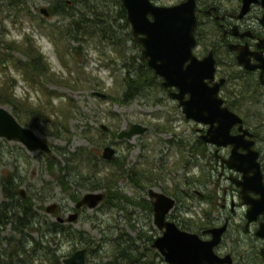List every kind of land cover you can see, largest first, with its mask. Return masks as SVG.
Listing matches in <instances>:
<instances>
[{
  "label": "flooded vegetation",
  "instance_id": "flooded-vegetation-1",
  "mask_svg": "<svg viewBox=\"0 0 264 264\" xmlns=\"http://www.w3.org/2000/svg\"><path fill=\"white\" fill-rule=\"evenodd\" d=\"M195 14L196 42L193 53L197 59L208 56L214 59L213 77H206L205 80L210 87L218 85L222 106L239 115L242 121L234 122L229 133L221 131L219 137H214L216 140L208 139L209 129L218 125V122L212 125L188 117L183 112L179 100L171 94L177 92L178 88L166 87L162 83L182 111L183 119L189 123V130L181 133L172 126L171 137L165 141L174 145L180 154L178 160L172 164L168 154L158 148L160 139L146 142V138H151L147 137L150 126L140 122L148 126L145 132L136 134L141 152L135 161L137 165L135 205L144 215L143 234L150 241L151 249L157 250L158 254L160 251L153 243L163 234L165 226H159L155 220L156 197L151 194V190H155L174 199L173 205L165 215L166 221H173L179 228L198 233L205 239L212 237L211 228L226 224L215 251L220 255L231 253L233 257L231 264H264V256L261 253L264 237L257 234L264 221V0H195ZM43 15L49 17L50 10L49 15ZM139 44L142 54L143 46L140 42ZM190 62L191 59H188L185 65ZM160 78L162 81L163 78L161 76ZM189 97L190 93H186L185 99ZM175 119L181 120L177 115ZM156 126L159 131H169ZM103 129L110 133V125ZM118 132L113 136L115 140L111 139L106 143L115 147V158L111 160L104 158L105 160H115L116 144L131 139L118 138ZM224 137L233 139L225 142ZM150 148L154 150L153 155L149 157L147 150ZM251 148L258 151L261 175L256 172L250 154ZM127 164L130 165L128 162ZM175 170L181 171L179 177H176ZM210 182H213L215 187L211 194L202 190ZM107 193L104 199H107V202L114 200L112 195L108 193L110 196H107ZM197 195L205 199L211 198L212 202L216 200L214 218L205 215V220L201 221L191 213L188 214L187 209H192V205L186 200ZM77 196L79 199L83 195ZM179 202L183 203L182 207L178 206ZM86 206L75 205L70 214L77 212L76 220ZM69 215L67 217L61 215L63 220L59 221L65 224ZM150 219L153 220V224H149ZM229 228L234 231L232 237L234 247L227 252L219 253L218 247ZM145 229L147 231H144ZM257 240L260 242L257 243ZM236 255L240 258L235 262Z\"/></svg>",
  "mask_w": 264,
  "mask_h": 264
},
{
  "label": "rangeland",
  "instance_id": "rangeland-1",
  "mask_svg": "<svg viewBox=\"0 0 264 264\" xmlns=\"http://www.w3.org/2000/svg\"><path fill=\"white\" fill-rule=\"evenodd\" d=\"M30 1L31 11L37 19L33 18L32 15H25L23 16V18L25 17L23 23L20 21L14 23L11 16H9L0 5V36L4 40V43H1L0 46L8 52V44H10L11 40L16 39L18 42L24 41V49H28L29 42L26 41L25 35H29L46 54L54 70L66 74L68 69L58 57L55 44L48 36L50 28L46 27V25L49 23L66 25L67 18L63 13H59L57 7L55 8L54 14L52 16L49 15V17L44 16L40 11L42 6H47L48 8L55 6L56 0ZM80 1L81 2L77 3L78 5H75L76 9H79L81 6L86 8L89 4H94L95 1L98 0ZM179 1L180 0H154V2L159 4H173ZM115 8L117 9L116 5ZM43 18H45L46 24L39 26L38 20H42ZM79 39L80 40L68 39V42L71 46L79 47V54H77L79 60L78 66H83L85 71L84 75L88 76L87 78L90 80L91 87L73 89L68 85L59 83L57 79H50L43 85V88L46 89L47 87L50 90L56 91L58 94H55V97H53L54 108L59 106V93L72 96L77 100L81 108L79 117L74 116L69 120L68 125L71 132L69 141L62 137H56L46 133L42 128L44 126L43 123H39L38 127L33 128L38 134L47 138L52 145V154L55 155L56 158H63L65 153L62 154V151L64 149L71 151L79 146L90 145L91 141L84 133L85 130L91 126L99 128L100 125L105 123L114 127V125H117L119 122L118 129L120 130L129 127L133 122H144L150 126V132L147 137L151 136V138H146V142L157 138L160 139L158 148L162 150L163 153L168 154V159L172 164L175 163L180 154L174 145L165 140L171 137L170 130L172 126L176 131L182 133L189 130V123L183 119L182 111L176 106L167 88L157 82V85L149 86L144 89L140 95L128 104H121L120 101H111L109 98L105 99L104 97H99L93 93V90H100L121 96L124 89L122 72H124L125 69L117 60L113 61L110 59L114 50L106 41L100 42L97 37L90 38L82 33H79ZM15 50L16 51L12 50L13 57L10 58V60L6 59L0 61V86L4 83L5 79H8L10 84L15 86V92L18 95H25L27 93L30 95L32 101H37L38 98L42 99V97L45 96L43 94L41 95L40 91H36L32 83L24 79L20 72L13 67V59L15 57L28 60L26 54L20 52L18 49ZM138 50H141V48L138 47ZM112 67H114L115 70L111 73ZM159 79L161 80V78ZM63 100H66V98ZM6 106L11 109L9 105ZM110 110L111 113L109 112ZM176 115L178 117L180 116V121L175 119ZM156 125L160 128L168 125L169 131H159L156 129ZM105 136L106 140H115L111 132L105 134ZM104 144L106 143L96 147V150L100 154L102 153ZM116 147L117 156L124 158L126 162L130 164L134 163L139 158L141 146L138 135H135L131 139L119 141ZM153 150V148L147 150L149 157L153 155ZM48 156V153L45 151H30L23 143L17 140H9L5 137H0V174L7 172L13 174L17 184V199L21 201L22 198L30 196L36 205H38L43 201L40 199L41 196L50 195L48 199L43 201L45 207L48 204L56 202L58 203V212L57 214H53V217L55 218L59 214L67 217L70 212L73 211L72 209L75 208V200L70 192L74 191L76 195L82 196L88 191H96L97 189L91 190L87 185L71 182V188L64 190L56 176L59 172V163H55V173H53L48 169L46 164ZM157 156H159V154ZM175 172L177 173L176 177H179L181 171L175 170ZM212 173L215 172L212 171ZM118 186L121 189V193L130 197H136L137 191L135 182L129 179H123L119 182ZM214 188L213 182H210L207 183L202 190L211 194ZM21 190H23L25 196ZM98 190L105 191L104 188ZM107 196L110 195L107 193ZM3 197L4 191L2 189V183H0V200L3 199ZM115 201L119 202V204L113 203V200L107 202V200L104 199L94 208H88L86 206L76 220L70 221L66 219L65 221V225H72L73 227L86 231L84 236L92 243V249L87 251V259L89 262L92 264H103L104 262H109L114 257L120 256L124 258L121 261L123 264H149L148 262L145 263L147 259L150 261V264H155L154 262H156V264H169L165 261L160 252L157 254V250L155 251L153 249L155 251L154 253L151 249L150 241L144 236L143 224L145 223V219L144 215L140 213L141 209L126 199H114V202ZM186 202H190L192 205V209H187L189 215L191 213L192 216L199 218L201 221H204V217L206 216L214 218L216 213V200L212 202L211 198L205 199L197 195V197L193 196L187 199ZM178 206L182 207L183 203L179 202ZM149 224H153L152 219L149 220ZM10 230L11 226L7 225L4 227L3 233H8ZM144 231L147 230L145 229ZM233 235L234 231L232 228H229L223 237L221 245L218 247L219 253L227 252L230 248L234 247ZM114 238H117V241H113L112 239ZM118 242L126 245L125 248H127L129 253L138 254V258L120 253L121 249L116 251L115 246L118 245ZM256 242L259 243L260 240ZM82 245L83 242L78 240L77 246L85 247ZM62 250L67 256L76 249L74 248V250H72L71 245L65 244ZM237 258L240 257L236 255L235 262ZM133 259L137 260L134 261Z\"/></svg>",
  "mask_w": 264,
  "mask_h": 264
},
{
  "label": "trees",
  "instance_id": "trees-1",
  "mask_svg": "<svg viewBox=\"0 0 264 264\" xmlns=\"http://www.w3.org/2000/svg\"><path fill=\"white\" fill-rule=\"evenodd\" d=\"M78 2L81 1L56 0L55 6L49 8L50 16L57 7L59 13H63L67 18V23L46 25L50 28L48 36L55 44L58 57L68 69L66 74L54 70L46 54L29 35H25L26 41L29 42L28 49H24V41L18 42L16 39L8 44V52L0 46V61L10 60L13 57L12 50L16 51L15 49L27 55L28 60L15 57L13 66L24 79L32 83L36 91H40V94L45 96L32 101L27 93L18 95L15 86L5 79L0 86V104L9 105L21 123L32 128L43 123L42 128L46 133L62 137L67 141L71 137L69 120L74 116L79 117L81 108L72 96L60 93L59 106L54 108L53 97L58 94L47 87L43 88V85L50 79H57L59 83L73 89L91 87L88 76L84 75L83 66H78L79 47L71 46L68 39L80 40L79 33H82L90 38L97 37L100 42L106 41L113 48L110 59L117 60L125 69L122 72L124 89L121 96L106 92L105 99L128 104L149 86L157 85V82L162 84L160 76L154 73L142 56L141 50H138L141 45L133 36L122 0H98L86 8L81 6L76 9L75 5H78ZM0 4L14 23L18 21L23 23L25 15H32L37 19L31 11L30 0H1ZM45 24V18L38 20L39 26ZM3 41L0 36V44L4 43ZM114 70L115 68L112 67L110 72ZM65 98L66 100H63ZM109 112L111 113V110ZM118 128L119 122L114 127L110 126L109 131L116 136ZM160 129H169V126L165 125ZM107 133L109 132H106L101 125L99 128L91 126L84 133L91 141L90 145L79 146L71 151L64 149L63 158H56L52 152H47L49 155L46 159L47 167L55 173L54 165L59 163V172L56 176L64 190L71 188V182H76L87 185L91 190L104 188L112 198L126 199L136 204V199L121 193L118 186L123 179L136 182V163L128 165L126 160L119 156L113 161H108L96 150L97 146L108 143L109 140H106L105 136ZM0 183L4 191V197L0 200V264H64L63 259L66 255L62 250L63 246L68 244L72 246V250L77 249L78 240L83 242L82 246H85L87 251L92 249L91 241L84 236L85 230L65 225L54 218L53 214H57L58 209L52 214L47 213L43 201L50 195L41 196L40 199L43 201L38 205L30 196L19 201L17 184L11 172L1 173ZM70 194L74 200L78 199L74 191ZM114 203L119 204L117 201ZM7 225L11 226V230L3 233ZM117 238L112 240L117 241ZM117 244L116 251L121 249L120 253L138 258V254L128 252L126 245L119 242ZM123 259L117 256L103 264H123L121 262ZM146 262L150 264L148 259Z\"/></svg>",
  "mask_w": 264,
  "mask_h": 264
},
{
  "label": "water",
  "instance_id": "water-1",
  "mask_svg": "<svg viewBox=\"0 0 264 264\" xmlns=\"http://www.w3.org/2000/svg\"><path fill=\"white\" fill-rule=\"evenodd\" d=\"M126 9L127 20L131 24L134 38L142 44V56L147 63L160 75L164 86H176L177 92H171L172 96L179 100L183 112L188 117L209 122L212 125L217 121L218 125L209 129L208 139L216 140L222 131L228 132L230 126L242 119L222 106V99L218 95V85L210 87L205 80L213 77L214 59L210 56L197 59L193 53L196 42L195 27V0H182L175 4H158L153 0H122ZM40 11L49 15L47 6H42ZM191 59L186 66L185 62ZM99 97H106L107 93L93 90ZM190 97L185 99V94ZM102 128H108L103 123ZM148 126L133 122L129 128L121 129L118 138H132L134 135L145 132ZM0 137L9 140H17L30 150H42L52 152V146L47 138L38 134L33 128L21 123L13 111L6 105L0 104ZM225 142L233 138L224 137ZM250 154L255 163L257 174L261 175L258 151L250 149ZM116 149L113 145L106 144L102 149L105 159H114ZM55 156V155H53ZM235 157L233 150L232 158ZM21 192L24 194L23 190ZM156 197L155 220L159 226H165L162 235L158 236L153 245L159 249L165 260L171 264H231V253L220 255L215 247L220 243L226 229V224L211 228V238H202L198 233L183 230L173 221H166L165 215L173 205L174 199L162 192L151 190ZM25 196V194H24ZM106 192L101 190L88 191L76 202V206L83 204L93 208L99 205L105 198ZM58 203L53 202L46 206L48 213L57 210ZM77 212L71 213L70 221L75 220ZM250 219L252 218L249 216ZM57 220H63L61 215ZM257 234L264 237V221ZM264 256V247L261 249ZM64 264H92L86 258V248L79 247L73 253L63 259Z\"/></svg>",
  "mask_w": 264,
  "mask_h": 264
}]
</instances>
